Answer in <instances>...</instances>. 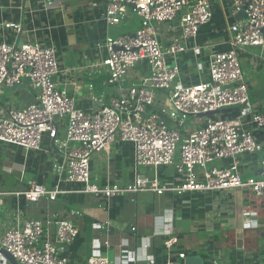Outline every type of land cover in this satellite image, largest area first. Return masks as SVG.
<instances>
[{
    "label": "built area",
    "instance_id": "obj_1",
    "mask_svg": "<svg viewBox=\"0 0 264 264\" xmlns=\"http://www.w3.org/2000/svg\"><path fill=\"white\" fill-rule=\"evenodd\" d=\"M231 10L233 15L243 12V16L229 27L228 49L209 56L207 80L182 84L177 80L178 65L169 60L188 49L200 55L199 47L188 44L212 19L209 0H106L102 18L108 26H118L133 14L140 27L132 34L105 39L101 67L107 74L106 84L117 89V94L107 105L90 110L76 107L67 91L58 88L54 78L60 71L54 47L26 43L18 48L0 42V88H13L24 80L37 91L34 103L0 117V143L26 152L39 151L43 139L48 138L62 156V163L54 166L60 180L79 184V193L106 199L139 192L184 196L238 190L264 197V141L260 144L253 131L262 132L264 137V100L258 107L251 104L238 56L248 48L260 49L264 62V0H231ZM174 22L179 34L162 46L156 28ZM3 28L21 31L19 23H5ZM128 81L131 83L125 85ZM160 91L168 92L165 99L170 109L163 104L157 109ZM227 108L243 111L233 119L208 117L200 127L186 125L190 116L200 121V115ZM62 128L64 140L58 138ZM117 139L133 144L137 167H175L178 183H163L156 173L153 177L137 173L126 185L100 187L93 183L91 157L106 151ZM258 151L261 175L243 178L237 157ZM227 159L232 161L228 167L211 166ZM65 193L58 184L48 188L30 181L25 191L0 196H21L33 203L54 201ZM258 221L257 213L242 215L245 229L256 227ZM51 225L56 228L54 238L49 235ZM78 235V228L69 220L26 219L0 234V250L17 264H67L69 249ZM176 242L171 238L164 245L168 250ZM86 263L110 264L104 257H90Z\"/></svg>",
    "mask_w": 264,
    "mask_h": 264
},
{
    "label": "crops",
    "instance_id": "obj_2",
    "mask_svg": "<svg viewBox=\"0 0 264 264\" xmlns=\"http://www.w3.org/2000/svg\"><path fill=\"white\" fill-rule=\"evenodd\" d=\"M212 19L199 28L195 41L200 55L191 49L174 59L179 67L177 80L182 84L199 83L208 79V58L211 54L228 49L229 27L235 22L231 0H209ZM106 0H0V42L14 44L38 43L56 50L59 74L54 78L59 89H65L82 110L107 105L117 89L106 84L107 74L101 67L105 51L103 44L108 36L123 23L110 27L102 18ZM5 23H19L20 33L3 28ZM126 23H129L126 22ZM174 23L160 24L156 28L162 46L179 34ZM131 27H129L132 34ZM135 32V31H134ZM122 36V35H118ZM191 48V46H189ZM258 51V53H257ZM260 49L239 51L246 57L252 71L244 72L249 87L251 104L262 105L264 81L258 74L263 71ZM241 61V59H240ZM131 82H125L129 85ZM260 91L253 90L259 89ZM158 92V100L170 109L165 95ZM37 91L21 82L16 88H0V117L9 110L22 109L35 102ZM94 98L97 100L94 101ZM260 102V103H259ZM229 109V108H228ZM211 116L209 119H233L242 109ZM208 118V117H207ZM207 118L194 120L195 127L204 125ZM246 122V118L243 119ZM257 141H264L262 132L254 130ZM62 128L58 138L64 140ZM260 152L237 157L243 178L259 177ZM4 159V162L2 161ZM62 163L58 146L44 138L39 151L26 152L20 147L0 143V193L25 191L28 182L36 181L48 188L57 184L67 191L54 201L41 199L29 203L23 197L0 196V234L17 221L69 220L79 231L69 251L67 264H87L90 257L108 258L110 264H264V197H256L248 190L234 192L190 193L177 196L172 193L156 195L152 192L106 199L102 196L79 193L81 186L60 180L54 166ZM230 159L217 161L212 167H228ZM91 181L100 187L130 183L135 175L153 177L156 173L163 183L177 184L180 176L175 167L162 166L157 170L137 167L134 146L117 139L104 152L90 159ZM257 213L258 225L252 231L239 228L244 213ZM134 230H131V229ZM55 226L49 235L55 237ZM255 230V231H254ZM176 238L177 242L166 249L164 242ZM183 253L184 258L178 255ZM0 264H11L0 256Z\"/></svg>",
    "mask_w": 264,
    "mask_h": 264
},
{
    "label": "rangeland",
    "instance_id": "obj_3",
    "mask_svg": "<svg viewBox=\"0 0 264 264\" xmlns=\"http://www.w3.org/2000/svg\"><path fill=\"white\" fill-rule=\"evenodd\" d=\"M131 20V18H129L128 20H126L122 25H121V27L120 28H118V29H116L115 30V33H112V35H115V36H118V35H124V34H126V33H130V31H129V27H131V29L133 30H131L132 32H134V31H136L139 27H140V25H138V23H137V21L136 20H133V21H130ZM129 21V23H126V22H128ZM138 21H139V24H140V20L138 19ZM257 53H258V51H257ZM240 59H241V67H242V70L244 71V72H246V73H249V72H251L252 71V66L250 67L249 66V64H248V59L246 58V57H240ZM258 79H259V81L261 80V81H264V74H263V71H261V72H259V74H258ZM22 82H25L24 80H22ZM261 88H262V86L261 85H259V89L258 88H254L253 90H255V91H260L261 90ZM260 103V102H259ZM194 120V118L192 117V116H190V117H188L187 119H186V125H187V127H190V124H191V122ZM191 130V129H190ZM2 161L4 162V159H2ZM239 228L244 232V230H248V231H252V229H245L244 228V224L242 223V225L240 224V226H239ZM255 231V230H254ZM253 232V231H252Z\"/></svg>",
    "mask_w": 264,
    "mask_h": 264
},
{
    "label": "water",
    "instance_id": "obj_4",
    "mask_svg": "<svg viewBox=\"0 0 264 264\" xmlns=\"http://www.w3.org/2000/svg\"><path fill=\"white\" fill-rule=\"evenodd\" d=\"M131 8H133V6H131ZM243 16V12H240L236 15V20H240ZM22 46V44H19L18 48H20ZM17 86H20V85H17ZM15 86V88L17 87ZM14 88V87H13ZM232 109H223V110H219V111H216V112H211V113H208V114H203V115H200L199 117L200 118H207V117H211V116H216V115H222V114H226V113H229L231 112ZM262 173V170L260 169L257 174H261ZM0 253L1 255L6 258L11 264H17V262L11 257L10 254H8L7 252L3 251V250H0Z\"/></svg>",
    "mask_w": 264,
    "mask_h": 264
},
{
    "label": "trees",
    "instance_id": "obj_5",
    "mask_svg": "<svg viewBox=\"0 0 264 264\" xmlns=\"http://www.w3.org/2000/svg\"><path fill=\"white\" fill-rule=\"evenodd\" d=\"M75 244V243H74ZM71 250V248L69 249V251Z\"/></svg>",
    "mask_w": 264,
    "mask_h": 264
}]
</instances>
